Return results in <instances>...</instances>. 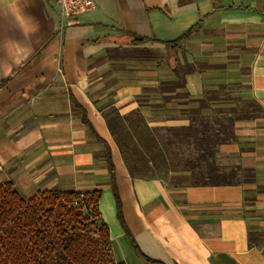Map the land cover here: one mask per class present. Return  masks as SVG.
I'll list each match as a JSON object with an SVG mask.
<instances>
[{
    "label": "crops",
    "instance_id": "1",
    "mask_svg": "<svg viewBox=\"0 0 264 264\" xmlns=\"http://www.w3.org/2000/svg\"><path fill=\"white\" fill-rule=\"evenodd\" d=\"M95 3L63 18L56 0H0V184L23 197L100 189L114 259L144 264L117 218L108 147L124 223L144 254L164 264H264V114L237 119L235 140L218 147L217 159L254 173L227 185L131 177L106 122L115 108L138 110L150 127L187 124L182 99L168 96L199 98L220 85L264 110V0ZM133 35L146 40L131 44ZM185 63L197 67L184 87L162 91ZM250 232L262 234L252 245Z\"/></svg>",
    "mask_w": 264,
    "mask_h": 264
},
{
    "label": "trees",
    "instance_id": "2",
    "mask_svg": "<svg viewBox=\"0 0 264 264\" xmlns=\"http://www.w3.org/2000/svg\"><path fill=\"white\" fill-rule=\"evenodd\" d=\"M144 40L143 36L133 35L130 43L140 44ZM196 67L195 63H185L181 68H174L176 80L161 82L160 89L173 92L178 87L183 88L185 74ZM219 88L227 90L229 87L220 85ZM215 91L206 90L199 98H189L185 91L168 96L180 98V103L186 105L181 113L188 123L183 125L150 127L138 110L121 115L115 108L109 109L106 122L131 177L153 178L154 172L144 159L135 156L133 148L131 152L129 143L118 137L116 124L121 121L128 130L141 128L149 134L154 129L165 130V134L157 140L165 163L174 166L171 169L180 171L189 181L188 184L168 182L172 185H227L253 180L251 168L236 164L227 169L218 164L217 152L221 144L235 140L234 123L237 119L261 116L264 110L253 99H241L246 107L231 108L230 111L235 114L231 116L213 104L215 97L208 100L204 97ZM208 109H213V112H207ZM83 120L87 121L84 114ZM105 157L116 200L117 218L135 254L144 264H164L144 254L125 225L108 147ZM238 171L243 173L241 178L237 177ZM100 194V189L75 191L54 188L23 197L11 181L0 184V264H125L113 257L109 229L98 209ZM254 235L262 234L250 232V245Z\"/></svg>",
    "mask_w": 264,
    "mask_h": 264
},
{
    "label": "rangeland",
    "instance_id": "3",
    "mask_svg": "<svg viewBox=\"0 0 264 264\" xmlns=\"http://www.w3.org/2000/svg\"><path fill=\"white\" fill-rule=\"evenodd\" d=\"M181 67L182 66H180V68ZM204 97L207 98V100L210 97H215L213 104H217L218 107H221L227 112L226 114H230L231 116L235 115L230 111L231 108L235 107L237 109H240L242 107H246L244 101H242L232 90L218 88L215 92L205 94ZM190 106H194V104H190ZM206 111L212 113L213 109H208ZM111 115L112 114L110 112L109 116ZM116 125L118 127V137H120L124 142H127L131 145V152L135 150L136 157L140 158L141 160L144 159L147 162L149 168H151L154 172L152 173L154 177L171 183H189V181L184 179L183 174L180 171L172 170L171 168H173L174 166L165 163V159L157 142L160 136L165 134L164 129H154L152 133L149 134L141 128H129L128 130L127 128H125L126 124H124L123 121H121L119 124L117 123ZM217 162L218 164H220V162H223V166H225L227 169H230L232 166L236 165L233 159L219 158L217 159ZM242 174V172L238 171L237 177L241 178Z\"/></svg>",
    "mask_w": 264,
    "mask_h": 264
},
{
    "label": "built area",
    "instance_id": "4",
    "mask_svg": "<svg viewBox=\"0 0 264 264\" xmlns=\"http://www.w3.org/2000/svg\"><path fill=\"white\" fill-rule=\"evenodd\" d=\"M63 18H76L95 8V0H56Z\"/></svg>",
    "mask_w": 264,
    "mask_h": 264
}]
</instances>
